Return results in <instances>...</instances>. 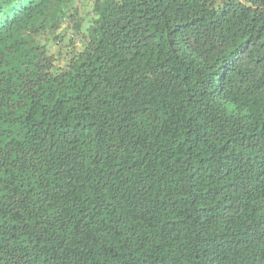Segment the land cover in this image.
Wrapping results in <instances>:
<instances>
[{"label": "trees", "instance_id": "trees-1", "mask_svg": "<svg viewBox=\"0 0 264 264\" xmlns=\"http://www.w3.org/2000/svg\"><path fill=\"white\" fill-rule=\"evenodd\" d=\"M0 264H264V0H0Z\"/></svg>", "mask_w": 264, "mask_h": 264}]
</instances>
